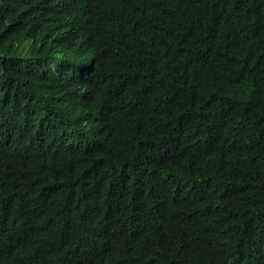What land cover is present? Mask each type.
Segmentation results:
<instances>
[{
	"label": "trees",
	"instance_id": "16d2710c",
	"mask_svg": "<svg viewBox=\"0 0 264 264\" xmlns=\"http://www.w3.org/2000/svg\"><path fill=\"white\" fill-rule=\"evenodd\" d=\"M0 264H264V0H0Z\"/></svg>",
	"mask_w": 264,
	"mask_h": 264
}]
</instances>
